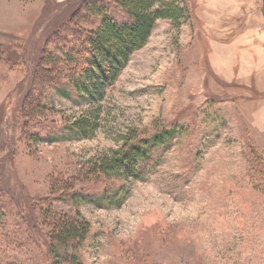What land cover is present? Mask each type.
I'll use <instances>...</instances> for the list:
<instances>
[{"label":"rangeland","instance_id":"obj_1","mask_svg":"<svg viewBox=\"0 0 264 264\" xmlns=\"http://www.w3.org/2000/svg\"><path fill=\"white\" fill-rule=\"evenodd\" d=\"M94 1L0 0V264H45L40 209L88 222L80 264H264V0H159L181 17L157 20L92 104L50 87L85 67ZM90 111L91 138H38ZM162 129L141 178L88 175L124 134Z\"/></svg>","mask_w":264,"mask_h":264},{"label":"trees","instance_id":"obj_2","mask_svg":"<svg viewBox=\"0 0 264 264\" xmlns=\"http://www.w3.org/2000/svg\"><path fill=\"white\" fill-rule=\"evenodd\" d=\"M92 9L100 23L86 38L85 67L77 75H70L67 82L61 84V89L53 86L58 84L55 82L51 83L50 88L56 90L61 96L69 98L70 93L66 89L69 87L76 96L95 104V101L102 97L105 89L118 79L130 56L145 45L155 22L159 19L177 21L181 17L182 10L171 2L159 0H106L105 5L96 0L90 5L89 10ZM36 106L38 112L39 103H36ZM97 127V111H90L83 117L69 122L68 125L49 131L46 137L38 138L40 141L52 143L63 139L61 136L69 133L81 139H88L92 137ZM173 134L174 129H162L151 137L141 139L137 131H129L121 138V145L118 149L112 151L110 156L92 164L88 175L103 178L130 176L139 179L149 166V162L153 160V153L166 147ZM113 195L105 191L101 198L93 199V202L98 203L102 199L110 200ZM81 200L87 201L88 197H81ZM40 214L48 220L44 222L46 225L44 227L49 230L46 233L49 238L48 246L47 243L45 246L46 250L49 247L50 251L43 254L44 263L51 264L50 254L52 253L57 260L55 264H61L59 261L67 264H80L74 253L88 239L90 230L88 222L79 215L78 211L74 214H63L54 209H40ZM30 226H32L31 232L41 235L39 233L41 229L37 231L32 223ZM27 231L22 226L25 238H27ZM33 239L38 241L36 237ZM25 242L24 240L23 243ZM20 243L15 241L12 245L20 247ZM40 245L43 243L41 242ZM69 249L73 252L70 257L65 258L66 254L61 256L62 252Z\"/></svg>","mask_w":264,"mask_h":264},{"label":"crops","instance_id":"obj_3","mask_svg":"<svg viewBox=\"0 0 264 264\" xmlns=\"http://www.w3.org/2000/svg\"><path fill=\"white\" fill-rule=\"evenodd\" d=\"M247 10H248V9H247ZM244 18H245V19H248V13H247V11H246L245 14H244ZM263 33H264V32H262L261 35H262ZM237 40H239V39H237ZM237 42H238V41H237ZM239 42H240V43H243V40H239Z\"/></svg>","mask_w":264,"mask_h":264}]
</instances>
